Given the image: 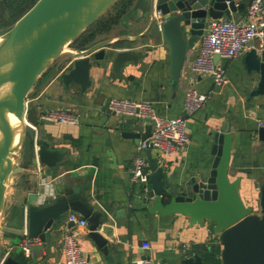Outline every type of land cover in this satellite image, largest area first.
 Listing matches in <instances>:
<instances>
[{
  "label": "crops",
  "instance_id": "0c3cea01",
  "mask_svg": "<svg viewBox=\"0 0 264 264\" xmlns=\"http://www.w3.org/2000/svg\"><path fill=\"white\" fill-rule=\"evenodd\" d=\"M235 1L242 2L243 6L222 17L243 15L248 0ZM147 9L148 0H131L122 12L124 20L127 19L126 29L116 32L117 39L125 35L132 37L142 31L147 24ZM111 25L100 30L89 43L110 38ZM197 44L198 41L186 51L175 86L168 71V48L158 36L148 32L136 39L134 44L116 46V49L138 50L144 53L143 57L136 63H122V77L114 76L108 62L91 67L89 77L92 87L82 95L77 93L78 87L73 84L66 91L57 76L69 63L70 52H64L52 67L37 78L26 95L27 104L35 106V114L57 107L76 113V123L41 120L34 129L36 139L60 149L64 156L51 168L39 164L38 168L22 169L9 176L0 224L21 227L26 200L35 203L47 199L51 192L57 193L64 184L81 182L80 192L92 210L101 212L96 229L107 239L106 249L101 251L88 236V229L80 231L78 242L88 264H131L132 259L142 254L147 255L152 264H180L178 260L182 254L195 252L201 255L204 248L218 244L216 234L207 222L189 224L187 216L180 213L146 211L145 207L149 204L139 195L140 186L128 179L127 167L135 153L136 143L120 134L133 129V122H138L135 128H140L146 120L130 115L103 116L98 112L97 102H104L107 97L148 101L162 117L184 116L188 142L161 164L164 186L168 191H174L190 177H198L208 171L212 160L209 133L226 121L232 135L227 176L229 179L239 178L241 200L252 211H257L259 187L264 183V141L257 139L255 128L256 120L264 119V94L249 95L256 76L248 74L243 62L245 51L255 47L257 41L251 39L232 58H218V63L225 69V79L220 85H214L208 76L188 68ZM189 86L205 92L207 96L200 108L185 115L182 95ZM107 150H110L112 160ZM151 154L158 159L156 149L151 148ZM23 160L24 157L18 163ZM18 203L22 205L18 206ZM70 215L80 214L75 211L63 214L58 219L55 234H51L44 245L37 238H32L27 252H24L19 245L23 235L2 231L0 245L8 254L23 253L28 264H62L61 235L66 228L72 227L67 224ZM142 241L148 242V248L141 247Z\"/></svg>",
  "mask_w": 264,
  "mask_h": 264
},
{
  "label": "water",
  "instance_id": "95a60500",
  "mask_svg": "<svg viewBox=\"0 0 264 264\" xmlns=\"http://www.w3.org/2000/svg\"><path fill=\"white\" fill-rule=\"evenodd\" d=\"M115 1L35 0L10 27L0 33V213L10 175L22 169H33L36 163L51 168L64 156L60 149L35 138L31 127L38 124L35 106L24 107L28 91L44 70L61 53L70 50L69 63L57 76L66 91L73 84L78 87L77 93L82 95L92 87L89 77L91 67L108 62L114 76L122 77V63H136L143 57L144 53L132 48L112 47L114 39L111 38L72 47L71 43ZM242 6V2L235 0H148L144 29L132 37L125 35L118 39L136 40L148 32L158 36L168 48V71L175 86L186 51L198 40L206 20L228 15ZM154 10L159 11L157 17ZM212 60L217 61L218 54H213ZM243 62L248 74L256 76L249 95H263L264 48H249L243 55ZM97 104L98 112L103 116L114 114L107 107V98ZM10 118H13L15 127V137L11 142L5 129ZM132 125L133 129L120 134L132 138L136 144L144 142L143 152L149 170L148 189L139 195L149 204L145 207L146 211L180 213L187 216L189 224L207 222L216 234L220 264H264V183L259 187L258 209L252 211L239 196V178L229 179L227 176L232 136L228 123L223 121L209 133L212 160L208 171L198 177H190L174 191L165 188L162 168L147 144L150 124L141 123L140 128H135L138 122ZM255 132L257 139L264 141V125L256 126ZM106 152L112 160L110 150ZM23 157L24 160L18 163ZM81 187V182L64 184L57 193L51 192L47 199L35 203L26 200L27 238H37L44 245L48 237L55 234L58 219L67 211H75L86 218L88 236L96 247L105 251L107 239L96 229L101 212L92 210L80 192ZM67 224L71 225V221ZM0 231L21 236L22 226L0 224ZM2 252L0 245V256ZM178 261L180 264H205L201 255L195 252L182 254ZM1 264L28 263L23 253H9Z\"/></svg>",
  "mask_w": 264,
  "mask_h": 264
},
{
  "label": "built area",
  "instance_id": "2783aa9c",
  "mask_svg": "<svg viewBox=\"0 0 264 264\" xmlns=\"http://www.w3.org/2000/svg\"><path fill=\"white\" fill-rule=\"evenodd\" d=\"M159 14L154 10V15ZM157 26L159 21L157 20ZM251 39H256V48H264V5L263 0H248L244 7V13L240 17L209 18L204 24L198 37V44L193 58L188 62V68L195 73L208 76L214 85H220L225 79V69L217 61L212 60L213 54L219 57L232 58L243 50ZM206 93L198 91L192 86L187 87L182 95V108L185 115H190L202 106L206 99ZM24 101V107H27ZM107 107L114 114L124 116H136L146 120L150 124L149 134L146 137L148 146L158 151V165L164 162L166 157L183 148L188 142L185 129L184 116L178 115L167 118L157 114L152 104L143 100H132L120 97H107ZM26 109V108H25ZM38 121L47 120L57 123H76L75 112L65 108L44 109L35 114ZM256 125H264V119H257ZM35 129V126H31ZM145 145L140 141L135 145V153L130 158L127 171L131 183L140 186V193L147 189L149 170L143 154ZM36 163L35 167L38 168ZM25 206L23 207L22 239L19 242L24 252L28 250L30 239L26 236ZM68 221L71 226L66 228L61 235L62 264H88L78 242V234L88 229L86 218L70 215ZM141 247L148 248V242L142 241ZM8 251H3L0 256V264ZM131 264H152L151 259L142 254L131 260Z\"/></svg>",
  "mask_w": 264,
  "mask_h": 264
},
{
  "label": "trees",
  "instance_id": "16d2710c",
  "mask_svg": "<svg viewBox=\"0 0 264 264\" xmlns=\"http://www.w3.org/2000/svg\"><path fill=\"white\" fill-rule=\"evenodd\" d=\"M35 0H0V25L3 22V11L8 10V17L17 18L26 8H28ZM131 0H116L111 6H114L113 13L106 15L105 11L101 14L84 32H82L72 43V46L82 47L88 44L97 35L100 30L106 29L113 24L116 16H119ZM108 16V17H107ZM47 69V68H46ZM45 69V70H46ZM45 72V71H44ZM219 246L217 243L210 245V248L201 251V257L205 264H220L219 262Z\"/></svg>",
  "mask_w": 264,
  "mask_h": 264
},
{
  "label": "rangeland",
  "instance_id": "374dc122",
  "mask_svg": "<svg viewBox=\"0 0 264 264\" xmlns=\"http://www.w3.org/2000/svg\"><path fill=\"white\" fill-rule=\"evenodd\" d=\"M27 9V8H26ZM25 9V10H26ZM24 10V11H25ZM112 10H114V6H112L111 8L109 7L106 11V13H105V16L104 17H106V15H110V12L111 13H113L112 12ZM23 11V12H24ZM22 12V13H23ZM3 22H2V24L0 25V33L1 32H3L4 30H6L8 27H10L11 26V24L14 22V20L16 19H11V18H9L8 17V10H6V11H3ZM21 13V14H22ZM20 14V15H21ZM123 14L121 13L119 16H116V18H115V22H118L119 24H113V25H111V27H112V30L110 31V33H111V35H110V38L111 39H114V41L111 43V46L112 47H116V46H119V45H123V44H134V41L135 40H130V39H116L118 36L117 35H115V34H117L116 32H122V31H125V29H126V23L125 22H127V19H125L124 20V15L122 16ZM108 17V16H107ZM130 18V17H129ZM134 20V19H133ZM121 23V24H120ZM125 23V24H124ZM110 27V28H111ZM122 27V29L120 30V28ZM114 34V35H113ZM120 35V34H119ZM97 35H95V37H96ZM66 52H68V51H66ZM62 55H63V53H61L48 67H47V69L48 68H50V67H52V65L54 64V62H56L57 60H59L61 57H62ZM47 69L46 70H44V71H47Z\"/></svg>",
  "mask_w": 264,
  "mask_h": 264
},
{
  "label": "bare ground",
  "instance_id": "6f19581e",
  "mask_svg": "<svg viewBox=\"0 0 264 264\" xmlns=\"http://www.w3.org/2000/svg\"><path fill=\"white\" fill-rule=\"evenodd\" d=\"M68 52H70V50H67ZM5 129L7 132V136H8V141L11 142L13 140V138L15 137V127H14V120L13 118H10L6 125H5Z\"/></svg>",
  "mask_w": 264,
  "mask_h": 264
}]
</instances>
